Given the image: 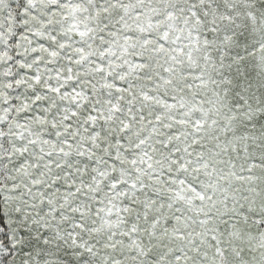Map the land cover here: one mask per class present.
Listing matches in <instances>:
<instances>
[{
	"label": "snow or ice",
	"instance_id": "1",
	"mask_svg": "<svg viewBox=\"0 0 264 264\" xmlns=\"http://www.w3.org/2000/svg\"><path fill=\"white\" fill-rule=\"evenodd\" d=\"M0 264H264V0H0Z\"/></svg>",
	"mask_w": 264,
	"mask_h": 264
}]
</instances>
